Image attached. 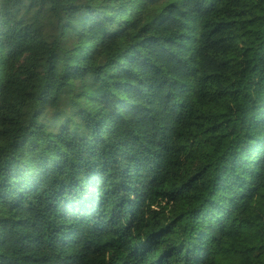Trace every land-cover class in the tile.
I'll return each mask as SVG.
<instances>
[{
  "label": "trees",
  "instance_id": "1",
  "mask_svg": "<svg viewBox=\"0 0 264 264\" xmlns=\"http://www.w3.org/2000/svg\"><path fill=\"white\" fill-rule=\"evenodd\" d=\"M0 264H264V0H0Z\"/></svg>",
  "mask_w": 264,
  "mask_h": 264
}]
</instances>
